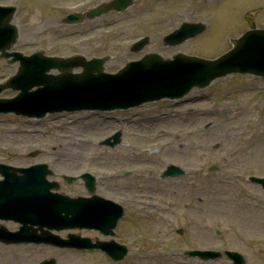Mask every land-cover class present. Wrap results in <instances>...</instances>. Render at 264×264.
I'll return each instance as SVG.
<instances>
[{
    "label": "rangeland",
    "instance_id": "1",
    "mask_svg": "<svg viewBox=\"0 0 264 264\" xmlns=\"http://www.w3.org/2000/svg\"><path fill=\"white\" fill-rule=\"evenodd\" d=\"M104 1L108 0H0L20 6L16 22L21 34L15 49L31 53L42 47L48 54L62 56L111 54L107 64L111 72L150 51L171 56L180 50L215 57L230 48V37L264 26V0H138L122 13L112 12L80 25H60L67 11H88ZM200 20L210 21L202 35L176 47L163 45L162 37L183 21ZM148 34L152 39L143 52H132L131 45ZM5 61L0 59V81L18 66L8 67ZM234 75L194 89L192 93L203 94L202 99L187 101V96L177 104L164 99L117 112L120 118L143 116L136 117L134 124L95 117L69 125L67 121L77 114L61 113L37 121L34 129L48 131V136L11 135L8 129L24 126L26 119L0 115L4 119L0 122V162H46L55 180L60 179L59 172L73 174L86 165L98 167L96 174L105 180L97 192L125 207L116 236L130 249L128 256L114 261L104 253L0 242V264H38L50 258L57 260L51 264H232L223 257L202 261L183 256L188 249L227 248L243 252L247 264H264V189L243 181L248 174L264 176V78ZM14 94L4 91L0 97ZM163 111L169 116L153 120L161 118ZM147 119L152 123L149 128L143 122ZM117 130L122 131V143L114 148L87 146L82 141ZM33 151L36 154L30 155ZM170 163L184 167L186 174L162 179ZM114 170L121 177L106 179ZM127 171L131 172L128 177ZM76 187L86 192L78 183L72 188L61 184L60 191ZM0 225L19 229L13 221L0 220ZM54 232L62 237L76 233L106 238L94 230Z\"/></svg>",
    "mask_w": 264,
    "mask_h": 264
},
{
    "label": "water",
    "instance_id": "2",
    "mask_svg": "<svg viewBox=\"0 0 264 264\" xmlns=\"http://www.w3.org/2000/svg\"><path fill=\"white\" fill-rule=\"evenodd\" d=\"M136 0H114L111 4L102 5L94 9L93 16L100 15L110 9L124 10ZM6 8V9H5ZM9 10V11H8ZM15 8H0V50L2 56H8L7 50L18 39V30L11 23ZM203 30L198 25H186L180 31H176L173 39L179 36L182 39ZM183 39V40H184ZM148 38L143 39L136 46L142 48ZM234 48L216 60H206L199 57H189L179 54L173 62L164 60L156 54H149L140 61L131 62L115 77L105 74L102 63L105 59L86 60L83 56H75L69 59L46 58L40 54L34 57L23 58L19 74V83L22 89L21 97H25L34 104L38 100L40 114L46 112L47 107L43 100H51V110H74L79 108L100 109L107 105L111 107H123L138 104L144 100H153L163 97H180L195 86H205L217 76L229 72L243 71L257 75H264V30H254L246 33L239 39H234ZM20 57V53L14 54ZM38 58V59H37ZM82 67L81 74H73L72 69ZM50 68H57L58 75H49ZM22 71V72H21ZM17 76L14 77L13 86L16 85ZM113 77V78H109ZM44 85L40 91H32V87ZM84 96L87 100L79 107L71 103V98ZM109 96V98H107ZM33 98V100H32ZM132 99L131 102H127ZM117 135L115 138L117 139ZM115 143H112L114 145ZM44 175L36 174L25 184L16 186L13 193H7L6 187H0V217L14 219L23 223L20 232L10 233L2 227L0 239L7 242H50L66 243L51 239V235L44 231L39 234L35 225L40 229L47 225L54 228L74 226L73 220L79 215V210L73 208L70 201L55 200L50 198L48 186L43 183ZM23 191L28 196L26 199L16 198L17 192ZM40 197L39 200L33 197ZM65 212V215L63 213ZM69 214H74L69 219ZM75 216V217H74ZM66 223L65 225L53 222ZM113 222L106 224L112 226ZM31 229L33 231H31ZM5 232V237L2 234ZM71 240L69 243H72ZM71 245V244H70ZM77 246V244H73ZM71 245V246H73Z\"/></svg>",
    "mask_w": 264,
    "mask_h": 264
},
{
    "label": "bare ground",
    "instance_id": "3",
    "mask_svg": "<svg viewBox=\"0 0 264 264\" xmlns=\"http://www.w3.org/2000/svg\"><path fill=\"white\" fill-rule=\"evenodd\" d=\"M131 101H132V99H128V100H127L128 103L131 102Z\"/></svg>",
    "mask_w": 264,
    "mask_h": 264
}]
</instances>
